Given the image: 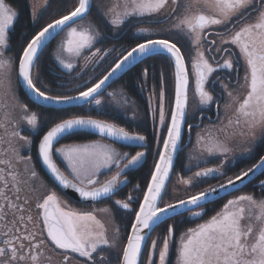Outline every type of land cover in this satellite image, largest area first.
<instances>
[{
	"label": "snow or ice",
	"instance_id": "snow-or-ice-1",
	"mask_svg": "<svg viewBox=\"0 0 264 264\" xmlns=\"http://www.w3.org/2000/svg\"><path fill=\"white\" fill-rule=\"evenodd\" d=\"M46 54L52 79L42 71ZM149 59L159 62L158 73ZM137 64L145 65L140 84L154 149L145 135L101 118L113 106L136 117L123 88L104 90ZM32 105L59 115L42 119ZM213 105L216 117L203 125ZM194 128L185 177L176 167ZM75 136L98 138L60 144ZM149 152L144 183L113 199ZM261 152L264 0H0V264H264V196L242 190L264 175ZM220 157L217 166H201ZM240 159L255 162L228 176ZM211 179L218 182L191 191ZM259 186L264 192V180ZM66 190L91 206H73ZM229 196L204 219L208 204ZM177 217L201 222L177 237Z\"/></svg>",
	"mask_w": 264,
	"mask_h": 264
},
{
	"label": "trees",
	"instance_id": "trees-1",
	"mask_svg": "<svg viewBox=\"0 0 264 264\" xmlns=\"http://www.w3.org/2000/svg\"><path fill=\"white\" fill-rule=\"evenodd\" d=\"M13 2L15 3L16 0H13ZM21 7L23 8L24 5L21 4ZM49 17L46 15L44 16L42 19H41V23L44 22V20L48 19ZM27 19V11H25L23 14H22V17H21V20H20V23L17 25V35L19 34L20 31H22V27L21 25L24 24L25 20ZM43 73L48 76L49 79H52V75L49 74V68L51 67V64L52 62L49 60L48 58V55L46 54L45 57L43 58ZM147 65H152L153 63H155L156 65V71L158 73L159 71V67H160V64L158 61H153V60H147L146 61ZM145 65L144 64H138L137 65V73H141L143 67ZM100 70L102 71L103 70V66H101V68L97 69V73L100 72ZM153 77L150 76L149 77V81H148V87L150 88L153 84ZM156 82H157V92L159 91V87H158V76L156 77ZM54 90H55V84L53 83L51 85ZM123 88L128 97L135 102V104L140 107V110H141V116L136 119V120H129V119H123V117L120 115V111L119 109L117 108H114L112 107L111 110H109L107 112V114L104 116V117H101V118H106V119H112L114 120V122L120 124L121 126L125 127L126 129L129 128L131 129V131H134V132H138V133H141L143 135L146 136L147 138V141L149 143V148L151 149H154L155 148V138L153 136V123H152V120H151V117L147 114V95L148 92L147 90H141V84H140V78L137 76V77H134V78H119L115 83L112 84V86L107 89V91H111L112 89H121ZM107 91L104 93V95L106 96V93ZM74 94V93H73ZM172 94H173V81L171 79V76L169 75L168 77V87H167V99L169 101V103L167 104V106L170 107V102L172 100ZM21 96V100L27 102V98L24 96L23 93L20 94ZM34 110H37V111H40L42 113V119L44 117H56L59 115V113H56L54 111H52L51 109H47V108H37L35 105H32L31 106ZM69 111L71 112H79L81 114H85V115H88V114H91V115H96V113L93 111V112H83L81 109H78V108H73V109H69ZM50 126V125H48ZM47 130V127H45L43 129V131H46ZM43 134V132H41V135ZM97 137H94V136H75V137H69V138H66V139H63L60 141V144H68V143H74V142H84L85 140H88V139H96ZM38 141H39V137H36L35 138V145L33 146V156L36 155V145L38 144ZM56 146H59V144H57ZM116 148H118L121 152H126L128 151V148H125L123 146H120V145H114ZM152 160H153V157L151 155V152H149L148 156H147V163H146V166L144 167V172L142 173V178L141 179H138V175H134L135 177H131V183L134 184H137V183H141L143 184L144 183V180H145V172L147 171V169L149 168V166L152 164ZM37 168L39 169V164H37ZM178 169V163H177V167ZM176 169V170H177ZM107 175V174H106ZM256 191V190H255ZM257 194V193H255ZM224 200H217L216 202L206 206L208 210L207 212V215L205 217H209L211 215H213L215 213V211H217L221 206H222V202ZM211 208V209H210ZM177 221H179V224L177 226V232L176 234H178L179 232L185 230L187 227H193L195 225V223H197L198 220H195V221H189L187 219H182L180 220V217H177L176 218ZM167 222H171V220L167 221ZM166 225V223H164ZM164 224H161L160 227H158L156 229L155 232L152 233V235H156L157 233H160L161 234V230H162V226H164ZM172 259H174V255L172 257Z\"/></svg>",
	"mask_w": 264,
	"mask_h": 264
},
{
	"label": "flooded vegetation",
	"instance_id": "flooded-vegetation-1",
	"mask_svg": "<svg viewBox=\"0 0 264 264\" xmlns=\"http://www.w3.org/2000/svg\"><path fill=\"white\" fill-rule=\"evenodd\" d=\"M102 26V25H101ZM125 40H126V42H127V44H131L132 46H134V44L137 42V41H135V40H132V39H130V38H128V37H126L125 38ZM119 43H124V41H121V42H119ZM99 46V45H98ZM109 46H111V44L109 43V44H105L104 45V47H109ZM113 56H115V54H113ZM110 59H112V57H110ZM150 60V59H149ZM107 63V62H106ZM138 65V64H137ZM137 65H135L134 67H132L131 69H129L126 73H124L120 78H127V79H129V78H134V77H139L140 78V73H137ZM103 67H104V65H102ZM101 71V70H100ZM241 75H242V73H241ZM112 90H114V89H112ZM147 96H148V94H146ZM114 108H115V106H113ZM166 107H169V106H167L166 105ZM192 108H193V101L191 100V94H190V103H189V111H192ZM119 111L121 112L120 113V115L123 117V119H129V120H136V119H138L140 116H141V110H140V107H138V111H137V113H136V117L133 119L132 118V112H131V110H129V111H127V112H125L124 110H120L119 109ZM197 116H199V113H197ZM204 117H205V119H204V121H203V125H207L208 123H209V120L210 119H212V120H214L215 119V117H216V110H215V106L213 105L211 108H209V109H207L205 112H204ZM194 121H189V123H193ZM202 125V126H203ZM129 131H131V129H129V128H127ZM198 131V129H193L192 130V134H191V137H190V139H191V143H188L187 144V147H185L184 149H183V152H184V155H183V157L181 158L180 157V161H178V167H181V168H183L184 167V165H186L187 163H188V154L186 153V151L189 149V148H193V146H194V144H195V137H196V132ZM131 132H134V131H131ZM141 134V133H140ZM189 139V137L186 135L185 136V141L187 142V140ZM124 147V146H123ZM125 148H128V151L127 152H132L133 154H134V152L135 151H138V150H143V149H139V148H132V147H125ZM190 149V150H191ZM260 154H264V152H261ZM222 159V157H220V158H214V159H211L210 160V163H208L207 165H201V166H208V167H212V166H217V165H219V163H220V160ZM255 162V160H249V159H240V161H239V163H237L234 167H229L228 169H227V175L228 176H231V175H233L234 173H236V172H238L239 170H241V169H244V168H247V167H249V166H251V163H254ZM193 163H195V161H193ZM146 166V164L144 165V167ZM141 168V169H138V170H136V171H133V172H130V173H128L127 174V178H128V180L131 182L132 180H131V177L133 178V177H135L134 175H138V179H141L142 178V173L144 172V169L145 168ZM194 170L193 171H195V168H193ZM39 170V169H38ZM197 170V169H196ZM42 175H44V173H41ZM104 177H101V179H103ZM45 179H48L47 177H45ZM260 180H264V175H259L256 179H254L251 183H248L247 185H246V187H244L242 190L244 191V192H248V191H254V190H260L261 188H260V186H259V181ZM50 182V181H49ZM218 181L217 180H215V179H211V180H208L207 181V184H206V186H208L209 184H211V185H215L216 183H217ZM135 185V184H134ZM132 186H133V183H130L129 185H128V187L127 188H124L123 189V191H122V193L119 195V196H117V197H114L113 199H116V198H120V199H123L126 195H127V193H128V191H129V189H131L132 188ZM237 194H240L239 192H235V193H233L232 195H237ZM64 195H65V197H66V199H68L72 204H73V206H75V207H78V208H85V209H87V208H89L91 205L90 204H82L80 201H77V200H74V199H72L70 196H68L66 193H64ZM230 197V196H229ZM229 197H227V198H229ZM135 206V205H134ZM208 206V205H207ZM167 223H169V222H167ZM54 259H59V258H57V257H54Z\"/></svg>",
	"mask_w": 264,
	"mask_h": 264
},
{
	"label": "rangeland",
	"instance_id": "rangeland-1",
	"mask_svg": "<svg viewBox=\"0 0 264 264\" xmlns=\"http://www.w3.org/2000/svg\"><path fill=\"white\" fill-rule=\"evenodd\" d=\"M43 2V0H35V3L36 4H41ZM107 91V90H106ZM147 102H148V100H147ZM34 110V109H33ZM38 145V144H37ZM60 146V145H59ZM59 146H57V147H59ZM118 149V148H117ZM191 148H189L187 151H186V153L187 154H189L191 151H192V149L190 150ZM119 150V149H118ZM120 151V150H119ZM124 152V151H123ZM183 155H184V152L182 151L181 153H180V157L182 158L183 157ZM177 169V168H176ZM181 167H178V169L176 170V173H179L180 175H183V176H188V175H190V173H188V172H182L181 171ZM194 170V169H193ZM196 170V169H195ZM175 182H176V175L174 174L173 175V177H172V181H171V183L169 184V186H168V195H166L165 196V200H170L171 198H172V195L174 194V185H175ZM220 182H222V181H220ZM206 184L207 183H204V184H201V185H199V187L198 188H196V189H191V191H196V190H199V189H202L203 187H207L206 186ZM176 187L177 188H180L181 190L183 189V186H179V185H176ZM248 192H250V193H257V194H255L258 198L259 197H261V196H264V192H262V190L260 189V190H254V191H248ZM237 195H239V194H237ZM229 198H231V197H229ZM226 199H228L227 197L224 199V201L222 202V204L225 202V200ZM211 209V208H210ZM208 210L209 209H207V212H208ZM219 210V209H218ZM208 217H204V219H207ZM180 220H182V218H180ZM199 222H201L200 220H198L197 221V223H199ZM169 223H173V221H171V222H169ZM167 224L168 223H166V225L164 224V226H162L163 228H162V230H161V234H163V232L166 230V227H167ZM195 226V225H194ZM193 226V227H194ZM179 234H180V232L178 233V234H176L177 235V237L179 236ZM155 236V235H154ZM173 252H174V248H173ZM174 260H175V256H174V259H173V262H174Z\"/></svg>",
	"mask_w": 264,
	"mask_h": 264
},
{
	"label": "water",
	"instance_id": "water-1",
	"mask_svg": "<svg viewBox=\"0 0 264 264\" xmlns=\"http://www.w3.org/2000/svg\"><path fill=\"white\" fill-rule=\"evenodd\" d=\"M134 66H135V65H134ZM134 66H132V67H134ZM132 67H131V68H132ZM131 68H130V69H131ZM127 71H128V70H127ZM127 71H125V73H126ZM121 76H122V75H121ZM121 76H120V77H121ZM120 77H119V78H120ZM119 78H118V79H119ZM118 79H114V82H112V83L110 84V86L104 90V93H105L106 90L109 89V88L112 86V84L115 83ZM47 109H48V108H47ZM94 137H96V136H94ZM97 138H98V137H97ZM116 145H120V146H122L121 144H116ZM124 147H128V146H124ZM258 176H259V175H258ZM258 176H257V177H258ZM257 177H256V178H257ZM256 178H255V179H256ZM247 184H248V183H247ZM247 184H246V185H247ZM65 193H66L68 196H70L72 199L77 200V201H80L78 194L74 193L72 190H66ZM225 198H226V197H225ZM210 204H212V203H210ZM210 204H208V205H210Z\"/></svg>",
	"mask_w": 264,
	"mask_h": 264
}]
</instances>
